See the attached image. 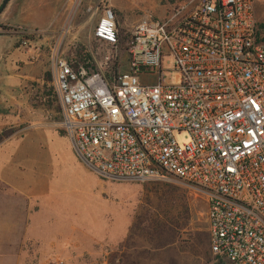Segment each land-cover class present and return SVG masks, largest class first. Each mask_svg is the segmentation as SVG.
Segmentation results:
<instances>
[{"label": "built area", "instance_id": "2783aa9c", "mask_svg": "<svg viewBox=\"0 0 264 264\" xmlns=\"http://www.w3.org/2000/svg\"><path fill=\"white\" fill-rule=\"evenodd\" d=\"M255 1L181 0L160 18L138 19L124 69L105 6L91 32L111 53L94 70L51 54L77 160L109 179L176 177L203 199L208 249L228 264H264V42Z\"/></svg>", "mask_w": 264, "mask_h": 264}, {"label": "rangeland", "instance_id": "374dc122", "mask_svg": "<svg viewBox=\"0 0 264 264\" xmlns=\"http://www.w3.org/2000/svg\"><path fill=\"white\" fill-rule=\"evenodd\" d=\"M179 1L6 0L1 8L0 169L12 180L29 173L30 165L17 164L2 147L26 140L11 148L16 153L35 146L38 157L33 170L50 163L57 177L50 197L66 210V235L71 225L70 247L46 264H228L208 250L205 204L199 195L170 174L164 179L136 181L104 178L89 171L69 152L61 107L56 111L51 99V92L56 94L53 52L85 63L91 70L111 53L91 32L103 7L112 9L122 34L140 18L162 17ZM254 19L264 38V0L255 3ZM25 35L31 36L22 42ZM117 58V68L124 69L126 52H117ZM163 67H171L170 58L163 61ZM165 77L176 81L177 74L166 72ZM53 131L60 135L53 137ZM31 133L39 140L31 137L32 141ZM175 138L184 141L187 135L182 132ZM49 216V209L43 207L37 214L38 230L52 227Z\"/></svg>", "mask_w": 264, "mask_h": 264}, {"label": "crops", "instance_id": "0c3cea01", "mask_svg": "<svg viewBox=\"0 0 264 264\" xmlns=\"http://www.w3.org/2000/svg\"><path fill=\"white\" fill-rule=\"evenodd\" d=\"M256 2L257 0L254 2V13ZM53 132V137L60 135ZM23 134L24 132L18 136L19 139L23 137ZM31 134L30 138L39 140L40 137L34 133ZM25 138H29L28 134ZM33 138H31L32 141H34ZM23 142L13 141L6 148L2 147L7 150L9 158H14L19 165L22 163H26L27 167L30 165L31 169L29 173L15 180L8 178L0 169V183L4 185L0 188V264H46V260L54 258L59 251L68 249L72 243L70 224L66 235L68 221L66 210L59 201L55 202L50 197L53 192L51 189L54 187L52 184L57 178L56 174L50 163L43 164L45 169L39 166V171L33 170L32 166L35 162L37 164L38 157V154L34 152L35 146L24 150L19 149L21 152L18 150L16 153L11 150ZM32 145H34L33 142ZM67 147L72 156L77 159L68 138ZM38 162L42 165L41 159H38ZM39 174L44 176L39 179ZM43 207L49 209L48 219L52 223V227L46 228L44 232L38 230L40 221L37 220V214Z\"/></svg>", "mask_w": 264, "mask_h": 264}, {"label": "trees", "instance_id": "16d2710c", "mask_svg": "<svg viewBox=\"0 0 264 264\" xmlns=\"http://www.w3.org/2000/svg\"><path fill=\"white\" fill-rule=\"evenodd\" d=\"M116 24L118 25L117 21ZM255 25H256V21H255ZM31 35H25V38H30ZM128 37V33H122L120 34L118 32L117 29V47H118V52H122L125 51V41ZM256 37L257 39L261 40L264 42V38L263 36L260 35V32L257 30V25H256ZM86 65V64H85ZM89 65H86V67ZM47 99V98H46ZM51 99L54 101V107L56 111L60 110V105L57 104V95L55 94V92H51ZM47 104L49 103V99L45 101ZM51 103V102H50Z\"/></svg>", "mask_w": 264, "mask_h": 264}, {"label": "water", "instance_id": "95a60500", "mask_svg": "<svg viewBox=\"0 0 264 264\" xmlns=\"http://www.w3.org/2000/svg\"><path fill=\"white\" fill-rule=\"evenodd\" d=\"M5 2H6V0H2V3H1V5H0V10H1V8L3 7V5L5 4Z\"/></svg>", "mask_w": 264, "mask_h": 264}]
</instances>
